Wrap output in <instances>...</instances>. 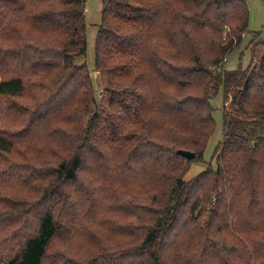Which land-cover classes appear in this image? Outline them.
<instances>
[{
    "label": "trees",
    "instance_id": "obj_1",
    "mask_svg": "<svg viewBox=\"0 0 264 264\" xmlns=\"http://www.w3.org/2000/svg\"><path fill=\"white\" fill-rule=\"evenodd\" d=\"M249 16L102 0L91 110L85 0H0V264H264V40L221 67ZM221 88L217 166L185 179Z\"/></svg>",
    "mask_w": 264,
    "mask_h": 264
},
{
    "label": "rangeland",
    "instance_id": "obj_2",
    "mask_svg": "<svg viewBox=\"0 0 264 264\" xmlns=\"http://www.w3.org/2000/svg\"><path fill=\"white\" fill-rule=\"evenodd\" d=\"M248 5L250 13L248 30L243 35V39L239 47L228 55L226 61L221 66L222 68L235 69L240 66L243 68L247 67L252 59L251 46L254 42L256 43L264 40V30L258 33V31L264 27V0H248ZM85 6L87 19V50L84 55L77 57L76 60L80 63L85 62L91 74L95 96V103L90 106L92 110L95 106H106L108 101L106 92L107 75L104 71L97 69L95 66V38L101 22L102 0H85ZM16 100L20 101L21 99L16 98ZM211 103L214 107L213 115L216 120L215 129L207 143L203 154V161L192 162L184 175L185 179L192 178L208 166H217L218 159L215 149L223 138L222 107L224 104V92L222 88L215 96L212 97ZM90 111L85 114L84 122H87L89 119L92 113V111ZM59 154L60 153H58V155ZM60 245L61 244H58V246ZM76 249L77 246H71V251ZM78 255H80V253Z\"/></svg>",
    "mask_w": 264,
    "mask_h": 264
},
{
    "label": "water",
    "instance_id": "obj_3",
    "mask_svg": "<svg viewBox=\"0 0 264 264\" xmlns=\"http://www.w3.org/2000/svg\"><path fill=\"white\" fill-rule=\"evenodd\" d=\"M182 153H183V155L186 156L187 158H192L193 155H194V152H193V151H190V150H183Z\"/></svg>",
    "mask_w": 264,
    "mask_h": 264
}]
</instances>
